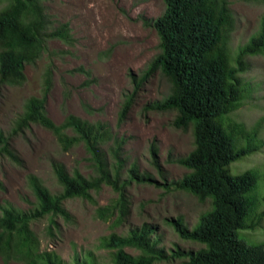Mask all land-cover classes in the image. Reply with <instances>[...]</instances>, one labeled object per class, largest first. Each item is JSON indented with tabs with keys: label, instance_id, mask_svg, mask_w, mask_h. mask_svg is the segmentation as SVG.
<instances>
[{
	"label": "trees",
	"instance_id": "1",
	"mask_svg": "<svg viewBox=\"0 0 264 264\" xmlns=\"http://www.w3.org/2000/svg\"><path fill=\"white\" fill-rule=\"evenodd\" d=\"M44 1L5 0L0 8V86L21 85L25 81L24 66L33 64L47 51L49 40L73 44L68 23L53 26ZM163 3L159 16L143 19L157 34L158 52L142 75L132 79V90L125 94L118 112V124L124 120L139 86L159 70L170 83L169 93L145 109L174 111L172 125L181 129L190 126L193 136V146L186 155L169 159L188 171L177 180L161 184L167 190L188 192L199 202L210 200V207L191 228L179 218L171 221L181 239L198 242L202 247L196 250L159 247L154 225L148 223L123 235L111 232L100 238L99 245L107 250L111 264H154L174 259H183L185 264H264V240L247 243L237 237L238 229L253 228L264 217V210L251 209L252 202L247 197L257 176L251 169L239 174H231L229 169L231 162L257 148L253 145L236 149L234 139L254 137L256 128L247 131L242 123L225 121L249 91L239 76L246 68L245 57L264 52V16L258 30L231 54L228 37L234 20L224 0H163ZM69 72L83 73L88 79L91 75L82 66ZM51 76L52 63L48 61L41 95L25 100L11 133L37 124L55 136L63 151L82 144L90 172L83 175L75 168L68 173L62 164L53 163L52 171L60 186L57 193L50 192L36 176L28 175L33 208L22 212L8 203L0 205V257L5 261L64 264L55 253L38 250L30 221L51 215L50 224L54 225V215L68 219L62 206L64 199L80 197L92 201L90 192L108 185L116 198L113 203L99 206L96 212L105 220L114 217L112 223L117 225L128 213L125 187L131 182H154L148 173H138L134 162L127 166L122 151L125 140L112 133L105 122H90L70 113L56 124L46 115ZM86 111L91 108L86 106ZM9 139L0 132V152L19 163ZM150 153L153 165L165 180L156 160L155 144L150 145ZM0 189H3L1 181ZM127 247L137 253L125 251ZM73 264L96 262L90 253L84 252L74 258Z\"/></svg>",
	"mask_w": 264,
	"mask_h": 264
},
{
	"label": "rangeland",
	"instance_id": "2",
	"mask_svg": "<svg viewBox=\"0 0 264 264\" xmlns=\"http://www.w3.org/2000/svg\"><path fill=\"white\" fill-rule=\"evenodd\" d=\"M230 9L234 24L228 37L232 53L244 44L259 28L264 16V0H224ZM5 0L0 2V8ZM52 25L67 22L74 41L65 45L58 40L47 42V51L36 62L24 66L25 81L21 85L0 86V132L8 136L10 148L19 163L0 152V205L11 204L27 212L34 206L28 175L36 176L52 193L60 190L52 171V164H62L70 173L78 169L83 175L90 172L87 153L82 144L63 151L55 136L37 124H30L22 132L13 134V124L30 96H40L44 71L52 63L51 87L46 95V115L59 124L66 114H73L90 122H105L112 133L122 137L123 155L127 166L137 165L138 173H148L154 182H131L125 187L128 213L117 225L113 218L105 220L97 215L99 206L113 203L116 193L108 185L91 191L92 201L80 197L62 201L68 219L51 215L30 221L29 228L38 239V250L51 251L64 264H73L76 256L90 253L96 264H111L107 250L99 245L101 237L116 232L125 234L143 223L154 225L164 249L196 250L202 245L181 239L171 225L175 218L191 228L199 216L210 207V200L199 202L183 190L165 189L161 183L181 178L188 170L174 161L186 155L193 146L191 127L172 125L175 112L145 109V106L163 99L170 83L159 70L152 73L136 91L133 103L124 120L118 124V112L125 94L132 90L133 78H138L158 52V37L154 28L143 23L163 11V0H46L43 2ZM245 70L239 75L248 86V94L241 104L227 114V122L242 123L245 130L256 128L254 137L234 139L236 149L253 146L250 154L231 162V174L251 169L257 178L247 193L253 211L264 210V52L244 59ZM78 66L90 70V79L83 73L69 70ZM86 106L91 111H86ZM70 133V132H68ZM157 147L156 160L165 180L153 165L150 145ZM126 166V168H127ZM123 178L126 174L122 175ZM248 224L249 219L246 217ZM237 237L247 243L264 240V217L253 228L238 229ZM135 255L136 250L125 248ZM182 259L160 261L154 264H185ZM0 264H22L18 260Z\"/></svg>",
	"mask_w": 264,
	"mask_h": 264
}]
</instances>
